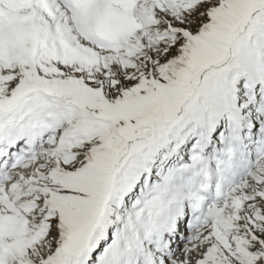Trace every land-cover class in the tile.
Returning a JSON list of instances; mask_svg holds the SVG:
<instances>
[{"label": "snow or ice", "instance_id": "snow-or-ice-1", "mask_svg": "<svg viewBox=\"0 0 264 264\" xmlns=\"http://www.w3.org/2000/svg\"><path fill=\"white\" fill-rule=\"evenodd\" d=\"M0 264H264V0H0Z\"/></svg>", "mask_w": 264, "mask_h": 264}]
</instances>
